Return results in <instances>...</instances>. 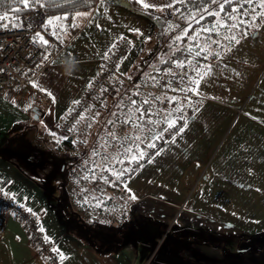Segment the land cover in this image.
I'll return each instance as SVG.
<instances>
[{"label":"crops","instance_id":"0c3cea01","mask_svg":"<svg viewBox=\"0 0 264 264\" xmlns=\"http://www.w3.org/2000/svg\"><path fill=\"white\" fill-rule=\"evenodd\" d=\"M137 5L96 0L91 10L79 11L91 16L73 21V13L69 19L78 26L58 29L57 51L47 39L51 25L41 27L47 44L40 42L45 54L53 53L52 62L14 97H0V184L15 202L40 215L48 247L64 255L60 264H264V18L239 43L209 59L211 73L201 80L198 95L191 91L189 114L124 181L126 217L120 227L87 222L86 209L66 185L72 160L61 146L66 135L58 121L99 72L97 59L117 40L131 37L118 71L136 79L155 68L166 72L164 61L181 46L175 43L156 63L135 55L147 19L185 11L177 3L178 12L149 8L146 17ZM142 42L147 46L149 39ZM142 66L147 68L137 70ZM131 94L125 86L109 99L86 135L88 153L103 134L143 128L144 122L113 123L120 99ZM185 122V130L168 142ZM0 264H48L20 221L1 210Z\"/></svg>","mask_w":264,"mask_h":264},{"label":"built area","instance_id":"2783aa9c","mask_svg":"<svg viewBox=\"0 0 264 264\" xmlns=\"http://www.w3.org/2000/svg\"><path fill=\"white\" fill-rule=\"evenodd\" d=\"M56 15L67 16L66 13L48 16L41 8H34L13 18L11 26L0 27V70H2L0 71V97H14L39 71L52 62L53 53L45 54L37 34L41 27L47 25L48 19ZM13 24L16 26L14 27ZM71 26L72 21L68 16L67 19L54 21L50 26L47 39L55 51L62 47L57 37L58 29L60 27L68 29ZM114 44L116 47L107 54L110 58L106 59L103 56L97 59L100 68L91 81L92 86H88L77 98L78 104L73 103L68 108L65 115L58 121V128L66 135V141L70 146L68 155L72 160L66 173V185L75 200L86 209V221L109 227H120L126 217L124 181L138 165L156 151L160 141L144 139L140 142L134 138L138 135L147 137V129L151 128L153 136L161 133L163 140L171 134L173 129L180 126L182 120L188 115L186 106L192 98L190 89L193 83L191 81L198 78L197 71L200 72V68L194 64L177 67V61L174 60L166 72H163L161 68H155L147 75L130 79L120 73L117 66L131 47L132 39L124 37ZM125 86L131 89L132 94L120 99L113 123L126 125L125 121L144 122L143 131L125 129L117 134H103L98 139L96 147L88 153L86 135L107 108L109 99ZM173 98L175 102H170ZM145 99L149 103H144ZM143 112H147L148 115L143 120L137 119ZM167 112L171 114L169 119L175 121L173 129L167 128L165 121ZM81 115L84 119H80ZM149 142L154 143L156 147L148 148ZM125 147L132 148L133 152L126 153ZM140 151L146 153L145 158L138 162H129L130 155H138ZM121 169H128V171L117 178V173ZM0 210L13 215L20 221L31 245L43 260L48 264H60L59 253L48 247L49 241L45 239L46 235L41 228L40 215L31 211L23 202H15L7 195L1 184ZM168 232L167 229L157 244L161 243Z\"/></svg>","mask_w":264,"mask_h":264},{"label":"snow or ice","instance_id":"6c2138e0","mask_svg":"<svg viewBox=\"0 0 264 264\" xmlns=\"http://www.w3.org/2000/svg\"><path fill=\"white\" fill-rule=\"evenodd\" d=\"M13 3L15 4H22L24 9H29L35 6H39V7H46L47 4L49 3V0H12ZM52 3H55V0H51ZM63 3H75V0H62ZM186 0H167L166 3L163 4H155V3H149V2H145V0H136V3L140 4L144 9H155V10H159V11H163L165 8H172L174 10V12H178L179 9H177L175 7V5L177 3H185ZM86 4L90 5V0H85ZM101 3H104V0H101ZM244 4H246L248 6L249 11L253 14L254 17L257 16V9H260L261 11L258 13L259 17L264 18V0H244ZM211 5H216L217 8L219 9L218 11L216 10H212L211 9ZM226 5H233L231 7V13H241L242 12V8L244 5L239 4V0H210V4H208V6H204V0H202V4L201 7L197 10V12L195 14H193L191 16L192 20H196L197 23L199 22V20L197 19V17H199V19H203L204 18V13H206L209 16H215V17H220V19L217 20L216 24H214L211 28H203L202 31L205 32H213L216 28H220V27H231V28H237V23L235 22L234 17H232L231 15H229L228 19L233 20V23L231 25H226L223 22V17H221V13L226 11ZM57 7L61 6L60 4H56ZM11 10V9H10ZM92 13L90 12H79L77 11L75 13V15L72 17L73 21H76L77 18L80 17H84L87 18L89 16H91ZM6 19H9V17L6 14H0V21H4ZM61 19H67V16L64 17H60V16H54L48 19L47 21V25H52L54 21H59ZM239 23L241 24H245L247 25L248 21H240ZM13 26L15 27L16 25L13 24ZM73 27L78 26L77 24H73ZM171 28V25L169 26ZM138 31V30H137ZM186 35V33H185ZM198 35V34H197ZM37 36L40 38V40L46 45L47 41L43 40V37L39 35V33L37 34ZM123 38V37H122ZM184 37L181 35H178L176 37L177 40H181ZM225 39H229L231 41H235L236 43H239V40L237 39V37L235 35H232L230 37H225ZM212 43H218V41H212ZM116 45L113 44L112 48L108 49V52H112V49L115 48ZM197 47L201 48V51L206 52L207 48L206 47H202L200 45H197ZM232 49L229 47L228 51H231ZM197 55H199V53H197ZM105 58L108 59L110 57H108L107 54H105ZM205 59H207V55H205L204 57ZM45 59H47V57H45ZM177 67H183L184 64L181 61H177L176 62ZM39 67V65H38ZM118 67V66H117ZM204 72H199L197 71V75L199 77V79L196 80H192L191 83H193L194 85L197 86V88L194 89H190V91L193 92V95H198V86L201 82V80L206 77L207 75H209L211 73V65H204ZM2 71V70H0ZM169 75H171L172 73H168ZM185 75H187L185 73ZM89 87L92 86L91 82L88 85ZM33 87H39L37 84H33ZM41 91H45L44 89H40ZM50 95V94H49ZM157 99H159V97H157ZM170 102H175V98H173ZM74 103H79V101H75ZM144 103H149V101L147 99H145ZM133 104H135V101H133ZM137 111H139V109H137ZM197 111H199V109H197ZM115 115V113L113 114ZM148 114L147 112H143L141 113V115L137 118L140 120H143L144 117H146ZM171 114H169L170 116ZM80 119H84V116L81 115ZM77 123H79V121H77ZM109 123H112L111 121H109ZM125 123H128V121H125ZM149 123H151V121H149ZM90 126V125H89ZM187 126V122H185L184 126H182L181 128H179L174 134H173V140L172 141H168V142H174L175 136L180 135L184 130L185 127ZM137 127H140V125H137ZM167 128L168 129H173L175 128V121L168 119V123H167ZM143 131V129H141ZM148 132V136L144 137V136H136L134 139L140 142H143L144 139H148V140H152L153 138L155 139H161L162 135L157 133L155 134V136H153V129L149 128L147 129ZM148 148H155L156 145L154 143L149 142L147 144ZM124 151L126 153L131 154L133 152V149L130 147H125ZM156 155H159V150L155 153ZM146 153L143 151H140L138 153V155H130V160L129 162H138L139 160H143L145 158ZM123 162V161H121ZM149 163H151V159L148 160ZM128 171V169H121L119 173H117V178L120 177L121 174H123L124 172ZM132 199H135V196H131ZM21 207H23V205H21ZM30 211V210H29ZM45 239L47 240L48 238L45 237ZM53 251H58L57 249H53ZM60 258L61 260L64 259V255L63 253H60Z\"/></svg>","mask_w":264,"mask_h":264},{"label":"trees","instance_id":"16d2710c","mask_svg":"<svg viewBox=\"0 0 264 264\" xmlns=\"http://www.w3.org/2000/svg\"><path fill=\"white\" fill-rule=\"evenodd\" d=\"M95 2L96 0H90V5H89L85 3V0H75V3H63L62 0H55V3H52L51 0H49V3L47 4L46 7L42 8L37 5L29 9H24L22 4H15L12 2V0H0V14H6L9 17V19L0 21V27H8L10 25V19L13 16L19 15L21 13H27L33 10L34 8H41L48 16L55 15L57 13H66L67 16L69 17L77 11L91 10ZM56 4H60L61 6L57 7ZM201 4H202V0H186V2L183 3L182 7L185 10L184 13H189V15H191L197 12V10L201 7ZM208 4H210V0H204V6H207ZM239 4L244 5L241 13H231V7L233 5H226V11L221 13V17H223V22L226 25H231L233 23V20L228 19L229 15L234 17L235 22L237 23V25H239L238 31H239V35L241 36L242 34H244V32L246 33L249 29L250 30L256 29V27L260 24V22H262L263 18L259 17L258 15V13L261 11L260 9H257V16L254 17L253 14L249 11L248 6L244 4V0H239ZM137 8H138V12H140L142 15H145L146 17H150L149 11L147 9L142 8L140 5H137ZM246 15L247 17H245ZM152 16L153 18L160 17V15L159 16L152 15ZM218 19H220V17L206 15L204 16L203 19H199L198 23L197 21H195L187 32L193 31L194 28L198 26L201 27L207 25L213 26L214 24H216ZM242 20L248 21L247 25L239 23ZM239 35L237 34L236 37L238 38ZM233 42L234 41L229 40L225 44V46ZM195 44L196 41L194 40H192V42L182 43L181 46L174 49L170 53L169 58L164 61L163 65L166 64L167 66H169L172 61L180 60V61H191V62L200 63L201 66L204 67V65L207 64V62L212 56H209L206 53L207 51L206 52L201 51L200 50L201 48L195 46ZM197 53H199V55H197ZM205 55H207V59L204 58ZM136 123H140V122H136ZM141 131L142 130L138 132ZM61 146H63L66 150L70 149L69 143L67 141L62 142ZM57 147L59 148V146ZM104 227H108V226H104ZM259 250L263 251V249H259Z\"/></svg>","mask_w":264,"mask_h":264},{"label":"rangeland","instance_id":"374dc122","mask_svg":"<svg viewBox=\"0 0 264 264\" xmlns=\"http://www.w3.org/2000/svg\"><path fill=\"white\" fill-rule=\"evenodd\" d=\"M211 9L216 11L219 10L216 5H211ZM193 14L189 15V13H182L179 16L175 15L174 17H170L169 19H165L164 17H159V18L152 17L151 19L150 18L147 19L148 24L146 26L145 31H143V33L141 34V38L139 39L138 47H137L138 52H136L135 55H138L139 52H141L143 55L147 56L148 59H150L149 60L150 63H156L159 60H163L171 52L175 43L181 45L182 43L192 42V40H194L196 41L195 46L200 45L202 47H206L207 48L206 53L209 56H213L217 54L229 41V39H225V37H230L232 35L236 36L237 34L239 35V31H238L239 25L237 26V28H231V27L216 28L213 32L202 31L203 28L212 27L210 25L202 26V27L198 26L194 28L193 31L187 32L188 29L192 26V24L196 21L191 19V16ZM206 15L207 14L204 13V16ZM16 16H13L10 19L9 26H11L12 20ZM245 17H247V15ZM197 19L199 20V17H197ZM162 24H164L163 28L161 26ZM170 25L171 28L169 27ZM178 35H181L184 38L181 40H177L176 37ZM148 39H149L148 45L144 46V42L142 41L146 40L147 42ZM214 40L218 41V43H212V41ZM145 47H147L146 51L144 50ZM181 62H183L184 65H191L192 63L196 64V62H191V61H181ZM146 68L147 66L146 67L142 66L139 67L137 70L141 71V70H145ZM191 107H192L191 105L186 106V109L188 110V114ZM160 238L161 236L159 237V239ZM162 241H165L164 238L162 239ZM162 241L160 244L156 243L157 249H159V247L161 246ZM254 251L257 250L255 249Z\"/></svg>","mask_w":264,"mask_h":264}]
</instances>
